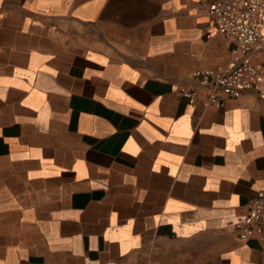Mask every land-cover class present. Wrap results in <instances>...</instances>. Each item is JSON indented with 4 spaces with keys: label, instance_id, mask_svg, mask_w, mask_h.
I'll list each match as a JSON object with an SVG mask.
<instances>
[{
    "label": "crops",
    "instance_id": "obj_1",
    "mask_svg": "<svg viewBox=\"0 0 264 264\" xmlns=\"http://www.w3.org/2000/svg\"><path fill=\"white\" fill-rule=\"evenodd\" d=\"M216 1L0 0V264H264L232 228L264 81L218 106L192 78L231 59Z\"/></svg>",
    "mask_w": 264,
    "mask_h": 264
},
{
    "label": "built area",
    "instance_id": "obj_2",
    "mask_svg": "<svg viewBox=\"0 0 264 264\" xmlns=\"http://www.w3.org/2000/svg\"><path fill=\"white\" fill-rule=\"evenodd\" d=\"M217 30L232 43L231 59L222 69L196 70L192 78L207 89V101L223 106L227 97H238L246 88L264 81V60L252 55L264 50V0H217L211 6ZM186 98L198 95L195 86L180 84ZM247 214L232 224L242 241L256 240L264 246V191L252 199Z\"/></svg>",
    "mask_w": 264,
    "mask_h": 264
}]
</instances>
